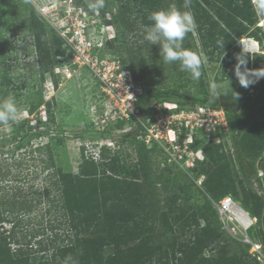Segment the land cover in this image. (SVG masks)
I'll use <instances>...</instances> for the list:
<instances>
[{"label":"trees","instance_id":"trees-1","mask_svg":"<svg viewBox=\"0 0 264 264\" xmlns=\"http://www.w3.org/2000/svg\"><path fill=\"white\" fill-rule=\"evenodd\" d=\"M77 1L81 3V8L88 10V0ZM113 1L119 4L116 20L119 25L116 29L123 32L137 27L148 30L151 23L148 16L154 11L172 7L190 11L195 18L196 27L183 40V49L194 52L197 42L208 62H212L214 58L219 61V68L225 73V77L234 74L235 54L241 51L239 42L244 36L253 37L248 31L254 27L258 18L253 10L252 0H191L188 9L182 7L183 0ZM12 2L13 0H0V66H3L6 55L5 34L13 21L10 13ZM27 8L38 59L39 80L42 81L48 67L56 57L64 54V50L56 36H52L49 41L45 40L44 26L34 10L30 6ZM254 30L259 28L255 27ZM221 42L224 43L223 48L219 46ZM109 47L107 43V49ZM150 47L154 53H159V45L150 44ZM155 59L154 61L150 56L141 57L140 50L131 51L129 71L133 79L137 80L136 69L148 74L146 69L156 62H162L160 56ZM170 65L173 68L174 86L159 84L152 90L145 91V95L138 98L137 104L142 118L146 117L152 105L160 101L192 106L210 103L212 98L209 88H206L201 77L194 81L189 73L179 70L178 63ZM263 65L264 57L255 54L252 59H248L246 66L250 70L264 71ZM6 72L4 69L0 74V100L8 97L10 92L11 80ZM214 80L218 81L216 76ZM179 82L190 84L193 93L180 91L176 87ZM263 102L257 96H250L238 88L220 89L213 102L215 107L234 118L232 137L236 157L248 178L256 175L258 169L264 172V157L258 160L264 149ZM42 103V97H38L27 110L32 113ZM45 106L49 121L54 122L52 102H45ZM19 108L24 109L23 106ZM23 125L20 124L17 135L15 134V138L20 140L18 145L21 146L29 142L31 144L32 138L37 137L26 131L20 138L18 135ZM122 125L123 121L114 124L116 128ZM1 126L5 125L0 124ZM240 135L241 143L238 141ZM54 140L60 143L62 138ZM133 142V133L126 132L118 136L115 147L124 143L131 145ZM195 142L204 155L203 161L194 168L198 175L204 176L202 189L192 182L164 187L162 192H157L160 206L156 218L147 208V199L138 178V165H125L115 150L111 155V150L104 146L100 148L98 161L83 156L81 150L83 157L77 174H66L61 169L54 172V186L59 193L60 208L67 225V240L54 246L51 243L55 242L56 234L53 237L50 234L43 241L37 240L36 248L32 250L31 245H22L14 238L18 220L6 218L0 212V227L3 224L10 225L6 230L0 228V264H35L36 258L32 255L48 251L49 244V258L39 257L38 264H66L69 256L74 258V264H251V261L258 264L255 257H250V245L236 241L221 229L214 205L229 196L233 202L238 201L251 220H255L254 226L264 219L263 197L257 198L251 190L239 187L238 181L232 176L233 165L223 160L215 146ZM53 167L51 164L50 168ZM191 187L200 197V204H188ZM199 220L203 222L202 225ZM49 231L52 232L53 229L50 228ZM247 236L253 243L257 242L264 252V234H258L250 227ZM11 244L16 245V248L9 249ZM234 245H243L246 251L242 254L231 252Z\"/></svg>","mask_w":264,"mask_h":264},{"label":"rangeland","instance_id":"rangeland-1","mask_svg":"<svg viewBox=\"0 0 264 264\" xmlns=\"http://www.w3.org/2000/svg\"><path fill=\"white\" fill-rule=\"evenodd\" d=\"M11 6L13 21L5 34L6 55L3 66H0V74L4 69L7 70L6 76L11 80L9 95L15 97L19 107L23 106L27 110L38 97H42L43 101H49L50 98L55 123L44 128L63 136L60 143H56L54 138L48 140L37 137L31 141V144L29 142L21 146L16 143L20 140L15 138L20 122L0 127V212L6 218L18 220L14 238L20 244H29L32 250H35V242L39 239L45 240L50 234L51 237L56 234L55 242L51 243L54 246L67 240V225L60 208L59 193L54 186L55 174L54 169L50 168L51 164L60 167L63 173L77 174L82 157L93 153L95 142L105 141L110 136L116 146L118 135L123 131L133 133L134 142L131 145L124 143L109 149L111 150L109 153L112 155L116 151L127 166L138 165L140 169L138 178L147 199V208L155 218L158 216L160 206L157 192H162L164 187L192 182L197 188L202 189L195 184V181L199 176L203 180L204 176L198 175L194 168L197 163L203 161L204 155L195 141L215 146L217 153L223 156V160L233 165L232 176L238 181L239 187L251 190L250 192L255 193L257 198L263 197L264 200V172L258 169L256 175L245 177L236 157L232 137L234 118L215 107L213 102L216 98H212L205 106L160 101L152 105L146 115V117L152 116L150 117L153 118L152 122L158 123L163 130H167L164 127L167 126L166 119L171 122L175 117L184 118L197 128L193 144L189 149L182 146L179 148L187 153L179 154H183L184 159L186 156L189 158L190 167L184 165L182 161L180 164H166L167 154L164 151L156 152L137 138L139 127L134 119L123 120L120 128L114 126L117 122L115 118L111 119L115 116L114 112L124 111L115 98L125 100L126 107L131 103L127 98L135 93L133 88H127L123 84L127 77L122 79L124 75L116 71V67L119 66L120 72L130 74L131 51L140 50L141 57L150 56L154 61L159 56V53H154L153 48L150 47L151 43L145 39L146 28L137 27L126 32L116 29L119 25L116 21L119 10L117 1L105 2L103 13L102 10L96 13L84 10L77 0H13ZM27 6L34 10L36 17L44 26L45 40L49 41L52 36H56L64 50V54L56 57L48 67L42 81L39 80L38 59L28 23ZM255 27L259 30H254ZM248 34L253 37L244 36L243 39H251L256 44L254 50L250 52L251 55L264 57V18L258 16L256 24L249 29ZM106 42L110 45L109 49L105 48ZM194 52L203 57L201 78L206 88L216 83L222 86L219 90L238 88L264 101V77L253 76L254 83L244 88L234 74L225 77L216 58L208 62L197 42ZM226 70L228 71L229 68ZM145 72L148 74L136 69L137 80H134L130 74L132 85H136L144 94L145 91L152 90L159 84L171 87L175 84L173 68L163 61L156 62ZM215 76L218 81L214 80ZM176 87L180 91L193 93L188 83L179 82ZM109 90L114 99L109 98L110 95L107 93ZM194 95L198 96L195 93ZM137 107L140 112L138 105ZM197 108L200 109L196 111ZM180 111L182 115L179 114ZM175 114L179 115L175 116ZM138 116L141 117L140 113ZM142 119L144 118L141 117ZM20 132L18 136L21 138L26 132L25 126ZM241 138L242 135L238 138L240 143ZM17 146H21L22 149ZM81 150L86 155L82 156ZM262 157H264V149L259 154L258 160ZM188 197V204L201 203L200 197L192 187L189 189ZM234 203L239 206L238 201ZM214 207L216 208V205ZM218 220L221 229L241 243L245 237H248L247 231L250 227L258 234H264V219L254 226L252 225L255 224V220H252L251 226L248 225L245 229L231 220L227 212L218 213ZM202 223L199 220V224ZM9 227V224H3L0 228L6 230ZM50 228L53 229L52 232L49 231ZM44 244L47 242L44 241ZM14 248H16L14 244L9 247L11 250ZM47 249L48 251L44 253L32 255L36 258L35 264H38L39 257L49 258L50 244ZM245 251L243 245H234L231 252L242 254ZM249 254L251 258L255 257L258 264H264V252L261 249L253 255L249 251ZM251 264H255L254 261H251Z\"/></svg>","mask_w":264,"mask_h":264},{"label":"clouds","instance_id":"clouds-1","mask_svg":"<svg viewBox=\"0 0 264 264\" xmlns=\"http://www.w3.org/2000/svg\"><path fill=\"white\" fill-rule=\"evenodd\" d=\"M252 3L256 15L264 18V0H252ZM190 6L191 0H183L182 7L184 9H188ZM87 8L90 12H99L105 8V0H88ZM148 20L151 23L145 33V39L152 45H159V56L162 61L165 64L178 63L180 71L189 73L192 80L198 81L202 75L203 57L182 47V42L186 35L191 33L196 27L192 13L172 7L168 10L150 13ZM219 46L223 48L224 43L221 42ZM251 57L248 46L241 44V51L235 54L234 75L244 88L254 83L253 76L256 78L264 77V71L247 68L248 59ZM220 87L222 86L216 83L210 84L209 95L211 98L215 99L218 97ZM23 116L24 111L18 107L14 96L9 95L0 100V124L18 123ZM66 264H74V258L71 256L67 257Z\"/></svg>","mask_w":264,"mask_h":264},{"label":"built area","instance_id":"built-area-1","mask_svg":"<svg viewBox=\"0 0 264 264\" xmlns=\"http://www.w3.org/2000/svg\"><path fill=\"white\" fill-rule=\"evenodd\" d=\"M109 39H111V37ZM243 40L244 39L242 38L240 40V43L246 44L250 52L253 51L255 47H251L247 44V42L251 44V41H250L251 39H246L247 42H243ZM97 47H100V46H97ZM105 48L107 49V42H106ZM108 59L110 60V57ZM116 71L124 75L122 76V79L124 77H127L124 80L123 84H125L127 88H133L135 93L127 98L129 99L128 101H131V103L127 104L126 107L124 106L125 100L119 97L115 98L116 102L117 103L119 102V104H121V106L124 108V111L114 112L115 116L112 117L111 119L115 118L116 121L128 120L130 118L134 119L139 127V134L137 138L142 140V142H144L146 146H150L156 151H159V152L164 151L167 154V158L165 159L166 164H169V165H173L174 163L180 164V162L182 161L184 165H186L187 167H190L189 158H187L186 156V159H184L183 154H179L180 152L185 153V154L187 153L185 151L179 150V148L182 146L186 148L187 150L189 149V147L193 144L194 137L197 133L196 132L197 128H194V126L190 125V123H188L184 118L175 117L171 119V122L167 121V119L165 118L167 126L165 125L164 127L167 130L160 129L158 123L152 122L153 118H150L152 116L145 117L144 119L141 120V117L139 118L138 116L140 112L138 111L137 101H138V98L145 95L144 92H140L138 88L136 87V85H132V79L130 78L129 72L128 73L120 72L119 66L116 67ZM125 73H127V76ZM48 76L45 79L46 81L48 80ZM107 89H110V88H107ZM107 93L110 95L109 97L110 99H114V96L110 94V90ZM50 101H51L50 98H49V101H44V103H42L32 113H29L28 110L23 109L24 116L20 120V123L24 124L25 129L28 133L36 134L39 139L48 138V140H50L52 138L55 139V138L63 137L61 134H58V133L55 134V132H52L51 130H47V129L45 130L44 128L45 126L49 127L50 124L55 123V120L54 122L49 121L46 106H45V102H50ZM199 109L200 108H197L196 111H198ZM179 114L182 115V112L180 111ZM179 114H175V116H178ZM161 128H163L162 125H161ZM103 130H105L104 125H103ZM119 131H122V130H119ZM184 131H185V135H184ZM187 131L189 132L188 134H187ZM124 133L125 132L123 131L119 133L118 136ZM37 137L32 138V140ZM103 146L106 147L107 149H113L115 147L112 139L108 137L105 139V141L95 142V147L93 148L95 150L93 151L92 154H90V156H86V157L91 158L94 161H98L100 159V154H99L100 148ZM178 166L181 167V165H178ZM201 183H202V179L199 176L197 180L195 181V184L200 187ZM230 203H234V202L231 200L229 196L225 197L218 205H216L217 212L219 214H224L225 212H227V207ZM251 221H249V225L251 224ZM243 243L250 245V253L252 255L261 249V246L259 244L253 243L248 237H245V240H243Z\"/></svg>","mask_w":264,"mask_h":264},{"label":"bare ground","instance_id":"bare-ground-1","mask_svg":"<svg viewBox=\"0 0 264 264\" xmlns=\"http://www.w3.org/2000/svg\"><path fill=\"white\" fill-rule=\"evenodd\" d=\"M250 41L251 44H249L246 39L243 40V42H247L249 46L256 47L255 42L252 40ZM227 213L230 214L231 220L237 222L242 228L245 229L249 225L248 216L237 207V204L230 203L227 207Z\"/></svg>","mask_w":264,"mask_h":264},{"label":"water","instance_id":"water-1","mask_svg":"<svg viewBox=\"0 0 264 264\" xmlns=\"http://www.w3.org/2000/svg\"><path fill=\"white\" fill-rule=\"evenodd\" d=\"M237 207L248 216V214L240 206L237 205ZM248 220L251 221L249 216H248Z\"/></svg>","mask_w":264,"mask_h":264},{"label":"flooded vegetation","instance_id":"flooded-vegetation-1","mask_svg":"<svg viewBox=\"0 0 264 264\" xmlns=\"http://www.w3.org/2000/svg\"><path fill=\"white\" fill-rule=\"evenodd\" d=\"M53 169H54V172H56V171H57V169H60V167H56V166H55V164H54V167H53Z\"/></svg>","mask_w":264,"mask_h":264}]
</instances>
